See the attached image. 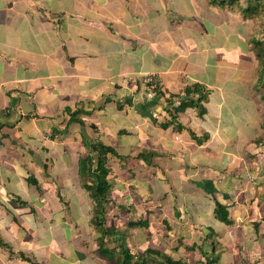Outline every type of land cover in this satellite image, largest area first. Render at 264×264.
I'll return each mask as SVG.
<instances>
[{
	"label": "crops",
	"instance_id": "0c3cea01",
	"mask_svg": "<svg viewBox=\"0 0 264 264\" xmlns=\"http://www.w3.org/2000/svg\"><path fill=\"white\" fill-rule=\"evenodd\" d=\"M220 1L0 0V264H107L79 162L98 142L120 155L108 154L109 247L121 233L135 254L230 264L246 239L251 263L264 264V238L246 235L264 217L251 43L264 34L254 30L264 0ZM196 83L205 110L188 106L169 123V102ZM216 200L233 224L217 219ZM139 219L148 225L129 224ZM231 226L240 237L205 254L217 249L204 237L226 241Z\"/></svg>",
	"mask_w": 264,
	"mask_h": 264
},
{
	"label": "trees",
	"instance_id": "16d2710c",
	"mask_svg": "<svg viewBox=\"0 0 264 264\" xmlns=\"http://www.w3.org/2000/svg\"><path fill=\"white\" fill-rule=\"evenodd\" d=\"M235 1L236 0H228V2L231 3H234ZM223 2H225V0H221L220 4ZM251 9L252 7H248L246 9L247 13H249V10ZM251 43L252 50L254 51L255 56L258 59V74L256 82V86L258 87L257 91H259L261 95L260 98L264 102V34L263 36L252 39ZM156 80L157 79L149 80L148 84L151 86L152 90L156 91L157 94L166 95V92L160 88V83ZM180 97H182V102L177 105L174 104V101L169 102L171 106L170 111L173 114V117L169 121V123H172L173 120L175 121V119L177 118L176 113L185 110L188 106L199 107L201 111H204L205 107L202 105V101L207 99L208 91H206L202 85L196 83L194 85H188L184 90V94ZM167 125L169 124L162 123V126L164 127ZM177 126H179V129L184 128L181 126L180 123L177 124ZM262 128L264 129V120L262 122ZM254 143L258 145H264V135L256 139ZM90 150L93 152V154H97H94V159H92L89 155L80 158V174L84 181V188L88 190L92 200L94 201V211L91 223L99 232V235L97 237V249L99 254L110 258H115L117 255H119V257H116L115 259L117 264H149L147 261V256L151 254L159 258L155 260L153 264H185L183 259H174L167 253L153 248L146 249L144 255H140L130 251V248L128 246H125L123 243L117 244L119 247H123V249L121 248V253L119 252L120 254L117 253V248L113 247L111 249L108 247L106 239L108 236H110V234H112V232H109V225L111 223L114 224L115 222L114 220H112L108 224L106 214V209H108L107 204L110 200L109 195L112 187L111 179L108 177L111 171V168L108 165V154L112 153L117 156L120 155H118L113 146L105 145L101 142L91 144ZM151 156L152 154L139 153L137 155V158L147 160ZM221 201L216 200L215 202V216L219 221L227 225L233 224L234 221L231 219L230 216L231 205L229 206L223 201ZM129 224L140 226L148 225L147 220L144 219H139L137 221L131 220ZM250 224H252L253 227L249 226L247 230V235L250 236L251 239L255 236L259 238H264V217L262 219H253ZM213 232L215 233L214 230H212V233ZM117 240L118 239H115L114 241L117 242ZM194 247L195 245L191 246L190 248L192 249ZM202 252H204V250H202ZM21 256L29 261L32 260L27 257L23 252L21 253ZM217 260V258H213L210 262H217ZM34 263L40 264L38 262Z\"/></svg>",
	"mask_w": 264,
	"mask_h": 264
},
{
	"label": "rangeland",
	"instance_id": "374dc122",
	"mask_svg": "<svg viewBox=\"0 0 264 264\" xmlns=\"http://www.w3.org/2000/svg\"><path fill=\"white\" fill-rule=\"evenodd\" d=\"M263 10H264V8H262ZM260 13V12H259ZM258 13V14H259ZM256 29L258 30V33H264V22H263V24L261 25V24H258L257 26H254V30L256 31ZM256 84V83H255ZM137 226H139V225H137ZM232 228H234L233 226H231ZM239 229H237V228H234V230L230 233V232H228V233H225L224 235H223V237L222 238H224V239H226V241L225 240H221V237L219 238V235H212V236H210V238L208 239V240H205V238L206 237H204V242H205V244H203L204 245V249H206V248H211L213 245L211 244V242L213 241H215V246H216V252L214 253L213 251H211L210 253H208V252H206V254H211V255H218L219 254V251L218 250H220L221 252L223 251L224 252V250H225V247L223 246V245H225L226 247H228L229 246V241H230V239H231V237H237V238H239L240 236V233H239ZM244 232V231H243ZM213 234H216V233H213ZM121 233H120V235L119 236H117V242H116V244H121V243H123L125 246H129V243H128V241L125 239V238H127V235H126V237L123 239L122 237H121ZM243 235V234H242ZM247 235V234H246ZM248 236V235H247ZM213 238V240H211ZM247 238V237H246ZM248 240H249V242H251V238H250V236H248ZM107 243V245H108V247H109V243L108 242H106ZM190 244H191V241L189 242ZM242 243H243V247L240 249V253L242 254V255H240V259L238 260V259H235L234 261H232V263H230V264H252L251 263V256L249 255V252L248 251H246L245 250V248H244V246L246 245V239H245V242H243L242 241ZM223 247V248H222ZM109 248H111V246L109 247ZM114 248H117L116 250H117V253L118 254H120L121 253V248L123 249V247H119L118 245H117V247H114ZM112 249V248H111ZM131 251V250H130ZM205 251V250H204ZM232 251V250H231ZM120 252V253H119ZM226 252V251H225ZM228 252V251H227ZM239 254V253H238ZM102 257L105 259V261H106V263L107 264H111L110 262H112L113 264H117V262L116 261H114V259L115 258H110V257H107V256H103L102 255ZM226 257H229V256H226ZM211 258H215V256H211ZM227 259H229V258H227ZM233 260V259H232ZM211 261V260H210ZM218 261V260H217ZM210 263H212V262H210Z\"/></svg>",
	"mask_w": 264,
	"mask_h": 264
},
{
	"label": "built area",
	"instance_id": "2783aa9c",
	"mask_svg": "<svg viewBox=\"0 0 264 264\" xmlns=\"http://www.w3.org/2000/svg\"><path fill=\"white\" fill-rule=\"evenodd\" d=\"M150 80H153V79H150Z\"/></svg>",
	"mask_w": 264,
	"mask_h": 264
}]
</instances>
